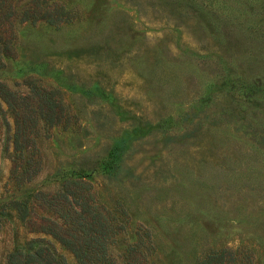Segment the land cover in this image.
<instances>
[{"label":"rangeland","instance_id":"obj_1","mask_svg":"<svg viewBox=\"0 0 264 264\" xmlns=\"http://www.w3.org/2000/svg\"><path fill=\"white\" fill-rule=\"evenodd\" d=\"M35 238L264 264V0H0V264Z\"/></svg>","mask_w":264,"mask_h":264},{"label":"trees","instance_id":"obj_2","mask_svg":"<svg viewBox=\"0 0 264 264\" xmlns=\"http://www.w3.org/2000/svg\"><path fill=\"white\" fill-rule=\"evenodd\" d=\"M45 19H49L47 21L50 23L54 22L51 18ZM47 234L52 236L50 232ZM64 245L73 255L79 257L75 246L68 242ZM7 261L9 264H65L64 259L55 251L52 244L43 238L31 239L29 247L14 249L8 255Z\"/></svg>","mask_w":264,"mask_h":264}]
</instances>
